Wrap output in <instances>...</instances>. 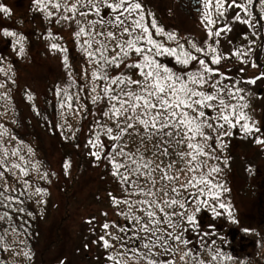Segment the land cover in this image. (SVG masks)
<instances>
[{"label":"trees","instance_id":"16d2710c","mask_svg":"<svg viewBox=\"0 0 264 264\" xmlns=\"http://www.w3.org/2000/svg\"><path fill=\"white\" fill-rule=\"evenodd\" d=\"M82 2L83 0H79V3L77 0H39V3L37 0H0V6L8 9L7 12L0 11V159L4 162V155L10 159V164L6 160L4 166L0 164V226L3 225L4 229L11 227L27 238L26 246L32 254V264H70V260L64 259L65 248L68 247L69 252L72 248V254L76 251L74 246H68V238L63 236V225L68 227L71 221L70 201L76 193L82 191V224L91 228L82 232V235L91 240L94 264H148L149 260L153 264H164L165 261H173L174 264H264V246H259L258 237V243L252 248L254 252L243 250L236 246L235 235L229 234L230 225L222 226L214 223L209 216L203 217L205 197L209 196L206 194L207 186L198 183L203 174L211 184L220 185L217 190L221 195L225 183L223 180L228 178L227 171L236 162L233 160L242 161L244 147L259 148L264 158V144L256 143V138L264 139V133L260 132L250 143L246 142L237 148L230 147L224 153L221 152L223 143L217 141L213 131L205 128L208 139L201 143H206V155L197 156V160L192 162L193 165L200 163L202 167L196 172H189L191 158L186 155L190 151L188 141L184 139V129L179 132L176 130L180 143L178 142V149L173 148V154L176 155L175 158L183 156L181 160L183 164L186 163L182 166L184 177L180 178L179 165L173 167L163 161L153 147L151 132L154 129L146 131L138 120H133L130 122L135 127L121 133L128 121H125L123 115L117 119L112 114L113 108L119 107V101L126 99L122 92L129 89L137 91V87L113 85L110 81L95 79L93 73L109 77L127 75L141 80L136 69L126 66L140 58L131 53L119 68L113 65L102 68V61H99L101 46L103 45L104 55L109 57L115 56L120 49H114L111 45L105 49V41H100L99 45L93 42L96 30L84 26ZM258 2L259 0L254 6L256 15L252 14L251 8L248 13L255 22L260 19L264 28V15ZM55 3L61 5L59 10L53 7ZM73 4H76L74 12L65 11L64 5L71 7ZM145 10L148 11V8L145 7ZM65 16L69 19H64ZM147 23H150L149 19ZM80 28L86 31L77 36ZM6 31L15 35L6 36ZM154 38L168 47H176L177 43L184 45L186 50L192 51L199 59H204L210 67L218 69V74L213 76L209 84L236 78L238 75L239 85H242L245 76L241 75V68L236 67L228 72L231 65L222 60L220 52L208 51L207 46L215 44L213 38L205 43L181 33L175 34L173 41L167 39V34L154 35ZM86 40L91 47L84 43ZM190 42L203 48L204 53H195ZM53 44L57 47L52 48ZM21 47L23 52L20 51ZM87 52H93L95 58L90 59ZM213 55L220 57L218 64H212ZM263 58L264 52L259 62ZM155 59L185 78L187 72L200 69L198 60L190 62L184 68L169 56ZM254 64L256 65L255 61ZM260 68L258 66V70ZM230 82L233 87H237L236 82ZM209 84L204 85L203 90L212 92ZM106 87L112 91L105 92ZM261 98L264 99V96ZM223 99L229 105H246L238 110L247 115L248 123L254 124L256 128L263 126L264 116L260 115V119H257L254 114L257 108L251 105V101L246 103L239 95ZM205 111L206 118L214 115ZM209 122L212 123V120ZM213 122L212 125L216 127V121ZM109 128L112 129L111 134L107 131ZM226 128L231 132L229 140L234 136L232 141L237 136L244 139L256 132L245 135L239 124L231 129L227 125ZM116 136L119 139L112 138ZM121 149L130 154L137 164H132L131 160L122 156ZM93 152L99 155V159L92 155ZM112 161L127 164L128 168H120L119 174L114 175ZM227 161L228 167L225 166ZM66 162L69 165L67 169L64 167ZM144 163H148V168L140 167L139 172H132V169ZM212 167H217L219 171L209 175ZM35 171L41 174H35ZM165 174L169 177L178 176L179 179H162ZM193 175L197 177L193 184L199 193L191 185L182 187L187 185ZM19 176L23 177L24 186H19ZM121 176L129 178L124 181ZM30 186L36 193L48 190L51 202L44 211L38 210L31 197H28ZM198 186L201 188L198 189ZM173 187L177 189L175 193L171 191ZM201 189L204 190V195L200 194ZM148 191L153 195H147ZM56 192L63 200V212L52 224L55 225L53 240L42 249L35 236L43 233V229L48 231L44 225L48 219L50 222L51 207L55 204L52 197ZM172 200L177 203L172 204ZM140 201H157L159 207ZM164 201L168 203L165 204ZM180 203H184L185 207L181 208ZM208 206L211 207L210 204ZM196 207L200 208L199 212L195 211ZM228 209L231 211L230 207ZM179 210L183 217L177 222L174 217ZM148 211L154 212V216L148 217ZM190 214L194 215L196 226L187 221ZM137 218L140 223L136 222ZM105 224L108 228H104ZM145 226L150 230V237H153L151 243H147L150 244L148 248L139 247L138 241L132 238L134 231L140 228L144 230ZM50 229L52 230L51 225ZM110 236L114 242L108 240ZM177 236L180 241L175 239ZM4 238L5 234L0 229V239ZM105 240L108 247L104 246ZM185 240L188 241L187 244L183 243ZM52 247L56 248L55 254L48 256ZM185 253L188 255L185 256ZM2 255L0 246V256Z\"/></svg>","mask_w":264,"mask_h":264},{"label":"rangeland","instance_id":"374dc122","mask_svg":"<svg viewBox=\"0 0 264 264\" xmlns=\"http://www.w3.org/2000/svg\"><path fill=\"white\" fill-rule=\"evenodd\" d=\"M143 1L139 0L142 5V10L145 14V23H147L148 19L151 22V20L154 18L160 27L164 29V34H191V36L194 35V38L204 43L206 41H210L213 38L215 44L211 45V47L216 48L220 52L222 60L231 65V68L228 69V72L235 70L236 67H240L241 75L245 76L242 85H239L240 82H238V79L240 78L238 75H236V78L231 77L228 78V80L225 79L220 81L218 87L224 89L222 98L227 99L228 97H231L228 94L231 90L233 93L232 96L239 95L240 99H244L246 103L251 101V105H255L257 109L254 114L257 119L260 115L264 116V99L261 98L264 96V68H260L261 70H258L257 66L259 65L258 63H264V58L261 62H259V58L262 52H264V28L260 30L259 26L262 24V21L260 23L259 21L258 23L257 21L255 22V19H253L248 13L255 0H252L251 4L248 3V0H237L238 3L244 4L247 7V13L242 11L240 8L228 7V4L231 3V0H227L225 9L223 10L224 15L220 16L216 12L217 17L215 18V21H218L219 24H215L214 22L211 25H207V27H204L203 24L200 26V22L196 20H193L194 22L192 23L190 17H186L179 12V8H176L175 3L180 4L182 0ZM93 4L99 7V15H97L95 8L92 7ZM213 4H215V0H213ZM258 4L261 12L264 15V3H262V0H259ZM145 7L148 8V11L145 10ZM82 10L85 14L84 26H88V28L92 27L96 30V36L93 41L95 44L99 45L100 41H105V49H108L110 45L115 49L117 48L116 45L118 43L123 42V39H128L126 35H122V30L125 26H130L129 21L135 17V13H133V17H128L127 14H125V16L121 17V19L124 20V23L117 25L114 22L115 14L112 13L110 9L105 7L104 0H83ZM202 12V17L204 20H206L205 7L202 8ZM238 13L241 17V20H249L250 24L241 23L239 20H235L234 17ZM164 18L166 19L163 20ZM209 28H211L213 32L219 31L220 29H225V31H221L219 37H209ZM108 33H113L115 38L113 39L109 37ZM135 35L136 32H133V36ZM257 37L262 40H260V42L257 41ZM262 43V52L257 60L258 51L260 50ZM207 47V49H209V46ZM254 61L256 62V65L254 64ZM256 77L261 78L256 79L255 83L248 82ZM229 79L233 82H236L237 87H233ZM215 82L216 81H214V83ZM214 91H216V89H213L212 92ZM207 110L214 114L212 117L216 115L217 110ZM213 121L215 120H212V123L214 124ZM226 127V124L223 128L213 126V128L209 130L213 131L215 136H217L218 133H222L223 131L224 133H227L228 131ZM259 129L260 131L251 134V137L243 139L241 136H237V139L233 141L232 139L234 136L231 138V140H229L230 135H222L219 140V143H223L221 144V152L224 151V153H227V149L230 147L237 148L239 145H245L244 143L246 142L250 143L260 132L264 133V124ZM169 132H171V135L167 134ZM151 133V137L154 139L153 147L156 148L158 155L163 158V161L167 162L173 167L179 165V176L180 178H183L184 175L182 174V166L186 165V163L183 164V160H181L183 156L175 158L176 155L174 156L173 154L175 152L173 148L178 149V142L180 143V141H178V137L180 140V136L176 133V129L164 128L159 132L154 130ZM243 149L245 155H243L242 161H239L238 159L233 160L236 162H234L227 171L228 178L226 177L227 180H223L225 183L223 185L224 187H222L223 191L219 196V199L216 200L212 199L211 197H205L207 203L204 205L205 214L203 217L206 218V216H209L214 223L217 222L222 226L226 224L230 225L229 234L235 235L234 241L237 240L236 246L241 249L243 248V250L247 249L248 251L254 252L252 248L255 243H258L256 241V237L259 238V246H264V188L262 183L264 182V158H262L261 155L263 152H260L259 148L244 147ZM176 159H179V161L177 162ZM5 160L10 164V159L4 155V162L3 159H0L1 166L5 165ZM184 160H186V158ZM228 162L229 161L225 162L226 167L229 166ZM11 165L15 166L12 163ZM35 174L39 175L41 173L39 171H35ZM24 184L25 182L23 181V177L19 176V186H24ZM7 186L11 187L10 185ZM30 188L31 189L28 190V197H31L34 206L37 207L38 210L44 211L46 206L51 202L50 197H48V190L44 193H36L34 192L35 190L32 186H30ZM197 188L199 189L201 187L198 186ZM62 190L63 189H61V191ZM195 191L199 193L196 187ZM207 192L208 188L206 187V194ZM52 199L55 204H53L51 207L50 222L48 219L46 225H44L48 231L43 229V233L41 232L35 236L42 249L44 248L43 246L49 244V242L53 240V227L55 225L52 224L54 221L59 219L63 212V200H61L59 193L56 192ZM82 201V191H80L79 194L76 193V196L70 201L69 213L71 221L68 224V227L63 225L65 228L63 232L64 235L63 233L62 235L65 236V238H68V246H74L76 251L74 252L75 254H72V248L70 249V252L68 247L65 248L64 259L67 261L70 260V264H94V259L91 255V240L85 235H82V232L87 229H91L89 225H85L84 223L82 224V217L84 215V205L82 204ZM195 201L196 198H194L193 202ZM220 203H224L227 207L231 208L232 219L229 218L228 213H226L224 209L219 207ZM209 204L211 207L208 206ZM213 207L216 208V211L219 212L220 215L213 216ZM179 211L180 212H178V214L174 217V220H177V222H179L181 220L180 218L183 217V213L181 210ZM48 223L49 225H47ZM50 225L52 230L50 229ZM0 229L3 230L5 234V238L0 239V246L3 251V255L0 256V264H32L31 258L33 257L31 256L32 254L30 249L26 246L27 238L11 227L4 229L2 225L0 226ZM245 229H247V231H245ZM148 234L149 236H147ZM132 238L137 240L139 247L142 248H144L145 243H151L153 240V237H150V230L144 231L141 228L133 232ZM29 239L32 240L30 237ZM108 240L110 242H114L111 236ZM55 249L56 248L52 247V250L50 253H48V256L55 254ZM258 251H260V249H258ZM61 254L63 255V252H61ZM88 256H90V258ZM114 264L117 263L115 262Z\"/></svg>","mask_w":264,"mask_h":264},{"label":"snow or ice","instance_id":"6c2138e0","mask_svg":"<svg viewBox=\"0 0 264 264\" xmlns=\"http://www.w3.org/2000/svg\"><path fill=\"white\" fill-rule=\"evenodd\" d=\"M37 3H39V0H37ZM77 3H79V0H77ZM226 3L227 0H215V4L213 5V0H204V5L206 8L205 18L208 25L214 23V20L212 19L213 7L220 16H223V10L225 9ZM248 3L251 4L252 0H248ZM262 3H264V0H262ZM104 5L115 14L114 22L117 25L124 23V20H122L121 17L125 16V14H127L128 17H133V13H135V17L129 21L130 26H125L122 30V35H126L128 39L123 43H118L116 45L120 51L115 56H105L102 45L99 61H102V68L108 65H113L119 68L131 53H135L140 59L134 61L133 63H129L126 66L136 69L137 74L141 76L142 79H133L127 75L109 77L106 74L101 75L96 72L93 73V77L95 79L110 81L113 85L127 84L130 86L135 85L137 87V91L129 89L126 92H122V95L126 97V99L120 100V106L113 108L112 114L116 116L117 119L123 115L125 121H128L126 123V128L121 129V133L125 132L126 129L135 127V125L130 122L133 120H138V122L144 127L146 131L150 128L156 130L157 132L164 128H174L177 130V132H179L180 129H184V139L188 141L187 147L190 150L186 155L191 158L189 160L190 166L188 171L196 172L202 167V165L200 163L193 165L192 162L197 160V156L206 155L204 150L206 143H201V141L206 142L208 139L204 129L213 128L212 123L209 122L210 120L214 119L216 121V127L218 128H223L226 124L231 129L239 124L245 135L251 134L254 131H260V129L256 128L254 124L248 123L249 118L242 110H238L242 107H246V105L238 106L226 104L225 100L222 98L224 89L218 87L219 81L209 84V81L213 79V76L218 74V69L210 67L204 59H199L198 56L194 55L192 51L186 50L184 45L177 43L176 47H168L158 42L154 38V35L164 34V29L160 27L154 18L150 23H145V14L142 10V5L139 0H104ZM53 7L59 10L61 5L59 3H55ZM92 7L95 8L97 15H99V7H97L95 4H93ZM228 7L240 8L242 11L247 13V7L244 4L238 3L237 0H231V3L228 4ZM64 8L65 11L74 12L76 10V4H73L71 7L64 5ZM0 11L7 12L8 9L0 6ZM64 19H69V17L65 16ZM234 19L239 20L241 23L250 24L249 20H241L239 13L234 17ZM152 30H154V32ZM85 31L86 30L84 28H80V31L76 33V35L79 36ZM221 31H225V29H220L219 31L213 32L212 29L209 28V37H219ZM133 32H136L135 36H133ZM4 34L6 36L15 35V33L7 31ZM108 36L113 39L115 38L113 33H108ZM167 39L169 41H173L175 40V35L172 33H167ZM84 43L91 47L89 41L86 40ZM190 46L195 53H204V49L197 46L195 43L190 42ZM56 47L57 45H52V48ZM208 50L212 53H216L217 51V49L211 47V45H209ZM20 51L23 52V47H21ZM87 55L90 59L95 58L93 52H87ZM159 56L172 57L177 64L183 66L184 68H187L190 62L198 60L200 69L196 72H187L185 78L184 75H178L167 66L159 63L155 59V57ZM219 60L220 57L218 55H213L211 57L212 64H218ZM260 78L261 77H256L248 82L255 83L256 79ZM206 84H209V87L216 89V91L207 92L203 90L204 85ZM110 91H112L111 88H105V92ZM228 94L229 96L233 95L231 90ZM68 99L71 100V97ZM93 99L95 100V97ZM207 109L217 110L216 115L214 117L206 118L205 110ZM107 131L109 134H111L112 129L109 128ZM167 134L171 135V132ZM222 135H231V132L218 133V142ZM112 138L119 139V136ZM256 143L264 144V139L256 138ZM93 146L95 147V144H93ZM120 154L131 160L132 164H137V161L132 158L130 154L125 153L123 149H121ZM92 155L99 159V155L96 152H93ZM112 165L114 169V175L119 174L120 168H128L127 164L116 163L115 161H112ZM148 166V163L138 165L136 168L132 169V172H139L140 167L146 169ZM64 167L65 169L69 167L67 162L65 163ZM218 171L219 169L217 167H212L209 175H211V172ZM128 178V176H121V179L124 181H127ZM162 179H179V177H169L167 174H165L162 176ZM193 181H197V177L195 175H193L192 178L187 182V185H182V187H186L188 185L195 187ZM198 183L207 186V194L209 197L216 200L219 199L220 192L217 189L220 188V185L211 184L207 177L203 174L200 175ZM171 191L175 193L177 189L173 187ZM146 194L153 195L151 191H148ZM200 194L204 195L203 189L200 190ZM165 195H167V193H165ZM124 203L128 202L124 201ZM140 203H149L150 206L152 204H156V206L159 207V203L157 201H140ZM164 203L167 204L168 201H164ZM171 203L176 204L177 201L172 200ZM204 203H207V201H204ZM129 207H131V205H129ZM180 207L184 208L185 204L180 203ZM219 207L225 209L229 218L232 219V213L224 203H220ZM160 210L163 211L162 208ZM195 211L199 212L200 208L196 207ZM146 214L150 218L154 216V212L152 211H148ZM212 214L213 216L220 215V213L216 211L215 207L212 208ZM187 221L193 226H196L194 215H188ZM136 222L140 223L139 218H137ZM152 222L155 223V221ZM104 228H108V225L105 224ZM144 231H148L146 226L144 227ZM245 231H247V229H245ZM153 235H155V233H153ZM169 235L171 234L169 233ZM101 239L103 240V237H101ZM157 239H159V237H157ZM175 239L180 241L179 236L175 237ZM183 243L187 244L188 241L185 240ZM104 246H109L106 240L104 241ZM155 246L156 245L154 244L153 247ZM144 247L148 248L149 245L145 243ZM184 255L186 256L188 253H185ZM181 259H184V256H181ZM148 264H153V262L149 260ZM164 264H174V262L165 261Z\"/></svg>","mask_w":264,"mask_h":264},{"label":"flooded vegetation","instance_id":"af4514ba","mask_svg":"<svg viewBox=\"0 0 264 264\" xmlns=\"http://www.w3.org/2000/svg\"><path fill=\"white\" fill-rule=\"evenodd\" d=\"M177 1H179V0H177ZM175 5H176V8H179L180 13H182L186 17H190V20L192 23L194 22L193 20H196V21L200 22V24H201L200 26H202V24H203L204 27H207L208 24L206 23V20H204L202 17V13H203L202 8L205 7L204 0H182L180 4L175 3ZM212 12H213L212 19H214L215 24H217V23L219 24L218 21H215V18L217 16H216V11L214 10V8L212 9ZM259 66L263 69L264 63H260ZM263 180H264V178H263ZM262 183L264 184V182H262Z\"/></svg>","mask_w":264,"mask_h":264}]
</instances>
